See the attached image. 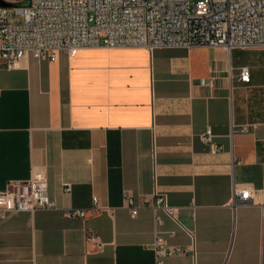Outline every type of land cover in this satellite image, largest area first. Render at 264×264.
<instances>
[{
  "label": "crops",
  "instance_id": "1",
  "mask_svg": "<svg viewBox=\"0 0 264 264\" xmlns=\"http://www.w3.org/2000/svg\"><path fill=\"white\" fill-rule=\"evenodd\" d=\"M36 176L54 207L0 219V264H155L158 236L181 250L164 264H261L264 48L98 47L1 64L0 190ZM234 187L254 202L234 204Z\"/></svg>",
  "mask_w": 264,
  "mask_h": 264
},
{
  "label": "built area",
  "instance_id": "2",
  "mask_svg": "<svg viewBox=\"0 0 264 264\" xmlns=\"http://www.w3.org/2000/svg\"><path fill=\"white\" fill-rule=\"evenodd\" d=\"M7 9L0 7V65L9 69L28 56L54 61L59 51L71 56L83 48H264V0H29L27 7H15L22 20L20 25L9 24ZM238 79L249 82L247 67L239 68ZM247 130L248 127L240 129ZM201 140L212 151L217 150L209 128ZM233 194L234 204L254 202L253 189L234 187ZM123 199L132 206V197L126 191ZM92 201L93 210H98L96 197ZM155 202L174 218V209L167 206L164 195L156 196ZM53 207L46 180L41 176L10 182L0 190V219L10 212ZM136 212L132 208L131 216ZM65 214L84 218L86 211L72 209ZM262 227L260 256L264 264V203ZM153 249L155 264H164L165 257L181 251L159 236Z\"/></svg>",
  "mask_w": 264,
  "mask_h": 264
},
{
  "label": "rangeland",
  "instance_id": "3",
  "mask_svg": "<svg viewBox=\"0 0 264 264\" xmlns=\"http://www.w3.org/2000/svg\"><path fill=\"white\" fill-rule=\"evenodd\" d=\"M23 0H16L17 3ZM16 4V3H15ZM8 22L12 25H20L22 23L21 17L16 13V9L14 7H8Z\"/></svg>",
  "mask_w": 264,
  "mask_h": 264
},
{
  "label": "water",
  "instance_id": "4",
  "mask_svg": "<svg viewBox=\"0 0 264 264\" xmlns=\"http://www.w3.org/2000/svg\"><path fill=\"white\" fill-rule=\"evenodd\" d=\"M29 5V0H23L19 3H16V4H7L5 3L4 1L0 0V7H5V8H8V7H27Z\"/></svg>",
  "mask_w": 264,
  "mask_h": 264
}]
</instances>
